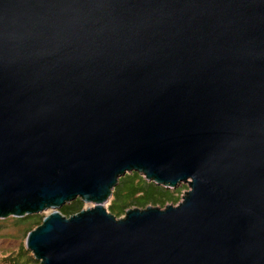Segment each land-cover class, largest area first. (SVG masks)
Returning a JSON list of instances; mask_svg holds the SVG:
<instances>
[{
	"label": "water",
	"instance_id": "95a60500",
	"mask_svg": "<svg viewBox=\"0 0 264 264\" xmlns=\"http://www.w3.org/2000/svg\"><path fill=\"white\" fill-rule=\"evenodd\" d=\"M49 208L40 264H264V0H0V218Z\"/></svg>",
	"mask_w": 264,
	"mask_h": 264
},
{
	"label": "trees",
	"instance_id": "16d2710c",
	"mask_svg": "<svg viewBox=\"0 0 264 264\" xmlns=\"http://www.w3.org/2000/svg\"><path fill=\"white\" fill-rule=\"evenodd\" d=\"M186 188L179 185L175 188H168L164 185L149 181L144 175L137 171L128 172L122 176L114 187L107 209L117 217L125 215L127 209L146 208L149 205L166 207L170 203H178L182 196V190ZM84 208V201L78 197L65 203L60 211L69 217L79 213ZM45 216L31 214L24 217H15L17 223H27L26 234L40 226ZM28 231V233H27ZM27 248V247H26ZM25 246L16 254L10 256V264H31L35 261ZM37 260V259H36Z\"/></svg>",
	"mask_w": 264,
	"mask_h": 264
},
{
	"label": "rangeland",
	"instance_id": "374dc122",
	"mask_svg": "<svg viewBox=\"0 0 264 264\" xmlns=\"http://www.w3.org/2000/svg\"><path fill=\"white\" fill-rule=\"evenodd\" d=\"M181 185L185 186L186 188L182 190V196L180 201H182L183 195L190 188L188 183H182ZM178 203H173V204L177 205ZM108 205L109 202L106 203V207ZM93 206L94 203L84 202V208L93 207ZM52 211L53 209L49 208L39 214L46 216L50 214ZM121 217H124V215H122ZM27 225H28L27 223H22V222L17 223L15 221V216L12 215L6 218H0V264H10V256L16 254L22 247L25 246L26 248ZM37 227L38 226L35 225L34 229ZM26 250H28L30 257H32L33 259L36 258L34 253L30 249L26 248ZM31 264H40V261L35 259V261L32 262Z\"/></svg>",
	"mask_w": 264,
	"mask_h": 264
}]
</instances>
